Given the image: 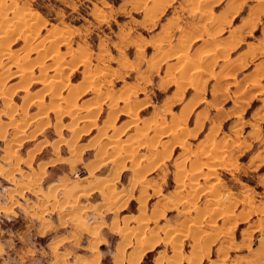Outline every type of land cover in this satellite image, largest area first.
Segmentation results:
<instances>
[{"label":"rangeland","instance_id":"374dc122","mask_svg":"<svg viewBox=\"0 0 264 264\" xmlns=\"http://www.w3.org/2000/svg\"><path fill=\"white\" fill-rule=\"evenodd\" d=\"M155 1L0 0V34L14 28L5 41L0 38V47L14 52L27 74L14 76L9 59H0V264H131L139 235L150 240L140 264H264V75L256 77L257 70L264 73V49H258L264 44V0H220L213 9L230 6L237 13L226 29L254 17L247 42L232 53L245 62L234 86L224 83V69L207 63L208 79L192 82L184 73L174 84L184 97L172 106L174 98L163 102L174 87L161 81L165 65H154L165 55L153 46L184 39L179 36L189 16L183 0L154 10ZM216 1L203 3L209 29L216 27L212 36L223 32L210 13ZM177 10L182 13L172 32L162 36L164 21ZM30 20L35 26L25 27ZM126 30L127 38L121 33ZM191 40L183 42V66L194 64ZM131 45L143 46L142 54ZM261 78L257 88L248 87ZM185 81L197 88L183 89ZM25 87L31 96L39 94L43 109L22 99ZM195 89L198 96L191 97ZM70 91L76 96L69 104ZM143 95L150 105L139 110L147 101L138 100ZM124 107L131 111L119 114ZM71 109L76 117L58 120ZM92 109L99 112L94 124L82 119L93 116ZM13 120L17 125H3ZM62 138L76 139L73 151L59 145ZM110 142L138 145L134 160L117 155ZM92 167L98 168L90 174Z\"/></svg>","mask_w":264,"mask_h":264},{"label":"crops","instance_id":"0c3cea01","mask_svg":"<svg viewBox=\"0 0 264 264\" xmlns=\"http://www.w3.org/2000/svg\"><path fill=\"white\" fill-rule=\"evenodd\" d=\"M174 1L175 0L170 1L169 5L174 3ZM183 1L186 3V5L184 6L185 3L183 4L184 7H182L183 8L182 12L186 11V13H187L186 17H188V16L189 17L187 19L185 18L187 25H186L184 31L182 33L180 32L179 38L181 37V39H182L183 36H184L186 39L187 38L189 39V37L190 38L192 37V40L190 42L192 44H194V46H193V49L191 51L192 52L191 57H193L195 59L194 60V64H191L190 62H188L189 65H190L189 67H187L189 72H187V70L185 71V69H184V73L186 74L187 78L189 80H191L192 82H196L197 80L201 81L202 78L203 79H205V78L208 79L207 78V72H212L211 71L212 69H210V67H211L210 64H213L214 67H219V69H224V71H223L224 75H223V78H222L224 83H228L227 84L228 87L234 86V83H235V80H236L235 76H237L242 71V69H243L242 62H244V61H242L243 60V56H241V55L239 57L238 56H232V53L235 50V48H237L240 44L247 42V37H249V35H250V28H249V26L247 24H250L252 18H254V17L249 15L247 18H244V20L240 24H238L236 26H232L229 29H226L225 27L227 26V23H229V21L231 22L237 16V13H232L231 9H230V6H226L224 9L215 12V10H213V9H214V7H216V5L219 4L220 0H218V1H216V2L211 4V6H210L211 12L210 13H211L213 18L214 17L219 18V20L217 22L218 29H220V31H223L219 35H222V34L223 35L222 36H219V35H217V36H208L210 34L212 35V33L215 32L216 29H212L213 32H211V28L209 30V27H211L210 25L212 24V22L208 21V20L204 21L203 17L206 14L203 12L202 8L204 9L203 3H205V0H183ZM231 1H234V0H231ZM168 2H169V0H156L153 3V5H154L153 8L155 10L159 6L160 7H166V5H164V4H166ZM194 2H196V4H194ZM192 5H194V6H192ZM195 5H197L198 7L197 6L195 7ZM259 5L263 6L264 4L263 3H259ZM181 6L182 5H180V7ZM177 7H178V5H177ZM205 10L208 11L207 8H205ZM149 12H150V15H152L151 14L152 11H149ZM182 12H180V13H182ZM191 12H194V13H191ZM180 13H178V10H177V13H174L171 16H168L166 18V20L163 23V31H161L162 32V36H166L167 34L172 32L173 27H174L172 24L175 22V19L178 17V15L180 16ZM188 14H191V15L193 14V16H190ZM148 20H149V18L147 16L146 17V21L148 22ZM189 25H192V26L189 27ZM208 25H209V27H208ZM245 25H247V26H245ZM201 26L204 27L203 30L206 28L209 31V33L210 32L211 33L209 34L207 32H204L202 30ZM196 28H197L198 31H196ZM199 28H201V29L199 30ZM193 30H195V31H193ZM197 32H199V33H197ZM121 33H123V34L127 33V35H124V36H125V38L128 37L129 33L127 32V30L124 31V32H121ZM118 34L120 35V33H118ZM185 38L182 39V40H179L178 43L176 41L172 45H169L167 40L166 41L164 40V41H161V42H159V40H158V41H156V43L153 46L154 47L153 51H155V49H156V51L158 52L157 53L158 55L159 54L160 55H165L164 56V60H162L158 65L153 63L157 67L156 69H159L162 65H165L164 72H163L164 74L162 75V79H161V81L165 82V86L164 87L171 88V87L174 86V84L178 80H180V81L182 80L181 79L182 75L180 76V74H184L183 71H182L183 70L182 69V64L184 62H186V61L183 60V55L178 58L176 56V53L177 54L184 53L185 44L183 42H184ZM128 42H130V41H128ZM149 42L150 41L148 40V43ZM185 43H186V41H185ZM131 46L134 47V52H135V54L137 56L139 54H142L141 50L144 49L143 46L141 47L142 49L140 47H138V46H134V45H131ZM210 46H211V48H209ZM227 46H230V48H227ZM125 47H127V46H125ZM258 49H259V51H260V49H264V44H263L262 47H259ZM245 50H247V46H246V49L244 48L243 52ZM210 51H211V53H210ZM214 51L216 53H213ZM260 54H262V53H260ZM260 54H258V56ZM246 61H247V64H248L249 63L248 62L249 59H246ZM207 63H210V64L207 65ZM193 65H195V66L192 67ZM192 68H193V70H189V69H192ZM195 68H196V70H194ZM256 68L257 67H255L254 70ZM261 70L262 69L257 70V72H256L257 74L254 73V74H256V77L264 75L263 70L262 71ZM248 74L251 75L253 73L249 72ZM197 76H199V77H197ZM262 80H263V78H261L259 80H257V79L255 80V81H258V82H253L251 80V82L249 81L250 84L248 85V87L249 88H252V86L256 87L257 86L256 84L257 83L260 84L262 82ZM195 86H196V84H192V83H191V85L190 84H186V86L183 89L186 90L187 88H193ZM195 88H197V87H195ZM140 92L144 93V91H140ZM195 94H196V89L193 91V94H192L191 97L198 96V95H195ZM220 95L223 96V95H225V93H222ZM228 96H229V94H228ZM177 97H179V99H176ZM183 97H184V91L183 92L179 91L178 87L176 85V86L173 87V91L169 95H166L164 97L163 102L165 101V99L174 98L175 100H173V102L170 104V106H172L174 104L180 103V101L182 100ZM147 99H148V96L143 95L138 100L145 101ZM149 105H150V102L147 100L146 103H144V105L139 108V110L140 109H144L145 107H147ZM166 107H168V105ZM183 107H186V105L181 106V109ZM166 109H167V111H169L168 110L169 107L166 108ZM190 111H189V113H190ZM122 112H124V111H121V113H119V114L124 115L125 113L122 114ZM183 125H185V124H183ZM45 166H49V165H44V167ZM3 246L4 245L0 244V254H2V252H4Z\"/></svg>","mask_w":264,"mask_h":264},{"label":"bare ground","instance_id":"6f19581e","mask_svg":"<svg viewBox=\"0 0 264 264\" xmlns=\"http://www.w3.org/2000/svg\"><path fill=\"white\" fill-rule=\"evenodd\" d=\"M170 1V0H169ZM208 1V0H207ZM205 2H206V0H205ZM158 3V2H157ZM194 4H196V2H194ZM204 5V4H203ZM192 6H194V5H192ZM197 5H195V7H196ZM198 7V6H197ZM205 7H206V5H205ZM204 7V8H205ZM202 10H204L203 8H202ZM205 11V10H204ZM196 12V11H195ZM208 15H206V17H207ZM14 18H16V17H14ZM204 18V17H203ZM17 20V19H16ZM199 20V19H198ZM204 20H206V19H204ZM212 20V19H211ZM17 23H20V22H17ZM22 23V22H21ZM217 23V22H216ZM24 24V23H23ZM35 24H36V22L34 21V20H30V23L29 24H24L25 25V27L27 26V27H29V25H30V27L31 26H35ZM215 24V23H214ZM21 25V24H20ZM206 25V24H205ZM18 27H19V24L17 25ZM16 26V27H17ZM200 26V25H199ZM211 26V25H210ZM216 26V25H215ZM17 27V28H18ZM22 27V26H21ZM29 27V28H30ZM202 27V26H201ZM208 27H209V25H208ZM203 28L204 27H202V30H203ZM211 28H213V27H211ZM27 29V28H26ZM25 29V30H26ZM201 28H199V30H200ZM215 29H216V27H215ZM12 30L14 31V28H12V26L10 27V28H8V29H4L3 31H2V33L0 34V38H2L3 40L2 41H5V38H6V36L10 33V32H12ZM18 30H20L19 28H18ZM32 30V29H31ZM210 30V29H209ZM212 30V29H211ZM220 30V29H219ZM20 31H22V30H20ZM193 31H195V30H193ZM196 31H198L197 30V28H196ZM204 31V30H203ZM207 31V30H206ZM19 32V31H18ZM35 32V31H34ZM190 32V31H189ZM205 32V31H204ZM209 32V31H208ZM212 32V31H211ZM31 33H33L32 31H31ZM193 33V32H192ZM197 33H199V32H197ZM203 33V32H202ZM219 33V32H218ZM210 34V33H209ZM123 35V34H122ZM184 35V34H183ZM182 35V36H183ZM211 35V34H210ZM63 36V35H62ZM186 36V35H185ZM212 36V35H211ZM31 37V36H30ZM63 38V37H62ZM7 40V39H6ZM54 40V38H50L49 39V41H53ZM195 40V39H194ZM221 42V41H220ZM223 42V41H222ZM185 47V46H184ZM224 48V47H223ZM38 49V48H37ZM168 50V49H167ZM209 51V50H208ZM213 51V50H212ZM221 51V50H220ZM225 51V50H224ZM179 52V51H178ZM206 52V51H205ZM55 53V52H54ZM208 53V52H207ZM210 53H211V51H210ZM213 53H216L215 51L213 52ZM78 54V53H77ZM183 54V53H182ZM181 54V55H182ZM24 55V54H23ZM174 55V54H173ZM172 55V56H173ZM183 55H185V54H183ZM171 56V55H170ZM175 56V55H174ZM176 56L179 58L180 57V53L179 54H177L176 53ZM175 56V57H176ZM6 58H8L9 59V61H10V63L8 64L9 65V68L12 66V67H14L15 68V71H13L14 72V76H17V77H22L21 79H23L24 77H26V71H25V67H24V65L23 64H19V61H18V59H16V57H15V54H14V52H11L10 51V49H6V48H4V47H0V59H6ZM16 59V60H15ZM72 59H70V61H71ZM74 60V59H73ZM187 62V61H186ZM25 63V62H24ZM28 63V62H27ZM70 63V62H69ZM82 63V62H81ZM31 65V64H30ZM188 65V64H187ZM187 65H182V71H183V73H184V69H185V71L187 70V72H189L188 71V66ZM32 66V65H31ZM34 66V65H33ZM78 66V65H77ZM187 66V67H186ZM195 65H193L192 67H194ZM198 67V66H197ZM189 70H193V68L192 69H189ZM194 70H196V68L194 69ZM29 72V71H28ZM59 72V71H58ZM12 73V72H11ZM10 75H12V74H10ZM29 75V74H28ZM181 75H184V74H180V76ZM198 75V74H197ZM41 76V75H40ZM87 76V75H86ZM52 77V76H51ZM182 77V76H181ZM197 77H199V76H197ZM49 78V77H48ZM56 77H53L52 79H53V81L56 83V82H58L59 81V79H55ZM62 78V77H61ZM88 78V77H87ZM173 78V77H172ZM25 79V78H24ZM39 79V78H38ZM51 79V80H52ZM99 79V78H98ZM181 79H183V77L181 78ZM36 81H37V79H35ZM43 80V79H42ZM48 80V79H47ZM189 80V79H188ZM178 81H180V80H178ZM182 81V80H181ZM44 82H47V81H44ZM61 82V81H60ZM88 82V81H87ZM97 82V81H96ZM190 82V81H189ZM28 83V82H27ZM42 83V82H41ZM49 83V82H48ZM65 83V82H64ZM83 83V82H82ZM185 83V85H186V83H188V82H184ZM183 84V83H182ZM255 84V83H254ZM23 85V84H22ZM28 85V84H27ZM53 84L51 83L48 87H47V89L46 90H49V91H51L52 89V86ZM60 85V84H59ZM191 85V84H190ZM25 86V85H24ZM83 86H84V84H83ZM20 87V86H19ZM85 87V86H84ZM73 88V87H72ZM254 88H257V87H254ZM60 89V88H59ZM137 89V88H136ZM22 91H24L25 92V94L22 96V99L24 100V101H26V100H30L31 102H35V103H37L38 105V107H39V109L41 110V109H43V101H42V99H39V97L37 96V95H39V94H37L35 97H33V95L31 96L29 93H27L26 91H27V87H25V88H23L22 89ZM72 91V90H71ZM68 92V94H67V96H65V97H67V99L70 101L69 102V104L72 102V100H74L75 99V94H74V91H73V94H72V92ZM29 92V91H28ZM77 92V91H76ZM0 93H1V91H0ZM41 93H44V92H41ZM54 91L53 92H51V94H53L54 95ZM45 95L46 94H48V91L47 92H45L44 93ZM50 94V95H51ZM52 95V96H53ZM57 95V94H56ZM55 96V95H54ZM53 96V97H54ZM60 98V97H59ZM33 99V100H32ZM139 103H141V101H139ZM22 104H24V102L22 103ZM69 104H67V105H69ZM76 105V104H75ZM23 106V105H22ZM114 106H116V105H114ZM139 106V105H138ZM47 107H49V109H51V110H53V109H55L54 107L52 108L51 106H47ZM69 108H70V106H68ZM71 107H72V105H71ZM94 108V107H93ZM121 109H123V107L121 108ZM128 111H129V108H126ZM131 109V108H130ZM80 110V109H79ZM118 110V109H117ZM126 110V112H125V107H124V112H122V114L123 113H127L128 111ZM43 111V110H42ZM64 110H62V112H63ZM131 111V110H130ZM129 111V112H130ZM41 111H39L38 113H40ZM47 112V111H46ZM75 112H77V110L75 111V110H67L66 112H63L64 114H60L57 118H58V120H61V118L62 117H71V118H74V117H76V113ZM111 112H113V111H111ZM7 113V112H6ZM43 112H41L40 114L41 115H43L42 114ZM89 113V112H88ZM92 113V114H91ZM99 112L97 111V110H94V109H92V111L90 112V114L91 115H93V116H90V117H88V116H85V117H83L82 119H84V120H87V121H90V122H92V121H94V117H97V115H99L98 114ZM114 113V112H113ZM121 113V112H120ZM9 114V113H8ZM7 114V115H8ZM12 114H14V113H12ZM11 113L9 114L10 116L9 117H12L11 115H12ZM112 114V113H111ZM64 115V116H63ZM114 115H116L115 113H114ZM133 115V114H132ZM40 116V115H39ZM33 117V116H32ZM31 117V118H32ZM111 117V116H110ZM30 118V119H31ZM56 118V119H57ZM29 119V120H30ZM32 120H33V118H32ZM31 120V121H32ZM79 120H81V119H79ZM77 121V120H76ZM76 121H72V123H71V125H73L72 127H71V125H69L68 124V126H70L71 127V132H73L72 134L75 136L76 135V133H77V131H76V129H77V122ZM76 122V123H75ZM27 123H29V122H27ZM74 123V124H73ZM93 123V122H92ZM58 124V123H57ZM56 124V125H57ZM60 124V123H59ZM94 124V123H93ZM133 124H135L134 122H133ZM3 125H17L16 124V122H14V120L13 121H11V122H9L8 124H3ZM75 125V126H74ZM89 125V124H88ZM115 125V120H113V121H110V123H109V125L106 127L108 130L110 129V128H112L113 126ZM131 125H132V123H131ZM162 125V124H161ZM60 126V125H59ZM106 126V125H105ZM134 126V125H133ZM179 126V125H178ZM56 127V126H55ZM62 127H64V126H62ZM103 127V126H102ZM101 127V128H102ZM129 128H130V126H128ZM156 127V126H155ZM181 126H179L178 128H180ZM85 128V127H84ZM91 128V127H90ZM105 128V127H104ZM103 128V129H104ZM120 128V127H119ZM176 128H177V126H176ZM62 129V128H61ZM98 130H99V128H98ZM135 130H136V128H135ZM171 130V129H170ZM175 130V129H174ZM57 131V130H56ZM79 131V130H78ZM85 131V134L86 133H88V129H86V130H84ZM87 131V132H86ZM90 131V130H89ZM100 131H102V130H100ZM104 131H107V130H104ZM104 131H102V132H104ZM115 131V130H114ZM114 131H113V133H114ZM138 131H141L140 129L138 130ZM117 132H119V131H117L116 130V134H117ZM112 133V135L111 136H115L114 134ZM137 133V132H136ZM139 133V132H138ZM142 133V134H141ZM141 133H139L138 134V137L139 138H141L139 135L141 134V135H143L144 133L143 132H141ZM165 133V132H164ZM119 134V133H118ZM117 134V135H118ZM104 135L105 136H103V138L104 137H107V133H104ZM135 135V134H134ZM134 135H131L132 137L134 136ZM101 136V135H100ZM109 136L110 135H108V139H109ZM110 136V137H111ZM120 136V135H119ZM145 136V135H144ZM73 137V136H72ZM117 137V136H116ZM116 137H115V139H116ZM130 137V136H129ZM131 137V138H132ZM143 137V136H142ZM76 138H77V136H76ZM100 138V137H99ZM130 138V139H131ZM134 138H135V136H134ZM114 139V138H113ZM129 139V138H128ZM128 140V142L129 141H131L132 143H133V139H131V140ZM60 140V146L63 148V147H66V148H68V150L71 152V151H73V149H74V144H75V142H76V139L75 140H73V139H63L62 138V140L61 139H59ZM100 140V139H99ZM110 140H112V139H110ZM109 140V141H110ZM135 140H136V142L135 143H137V140L138 139H136L135 138ZM98 141V140H97ZM119 141V140H118ZM126 141H127V139H126ZM125 141V142H126ZM144 141H145V139H144ZM116 142V141H115ZM113 143V144H111L112 142H110V144H111V146H114L115 148H116V146H117V149H116V151H117V155L119 154H123L125 157V159H127V160H131V161H133L134 159V157H135V151H137V147H138V145L137 146H135V145H132V143L130 144V143H125V145H123V144H121V146L120 145H118V143L116 144V143ZM146 142H148V141H146ZM178 142H180V140L178 141ZM103 143V142H102ZM105 143V142H104ZM107 143H109V142H107ZM134 143V144H135ZM183 143V142H182ZM96 144H97V142H96ZM138 144V143H137ZM139 144H141V143H139ZM181 144V143H180ZM58 146V145H57ZM59 146V147H60ZM120 146V147H119ZM134 146V147H133ZM139 146H141V145H139ZM152 146V145H151ZM10 147V146H9ZM141 147H143V146H141ZM164 147V146H163ZM11 149H12V147H10ZM90 148V147H89ZM115 148H114V150H115ZM57 149V148H56ZM85 149H88L87 147L85 148ZM198 149V148H197ZM8 150H9V148H8ZM59 150V149H58ZM58 150H57V152H58ZM187 150V149H186ZM10 151V150H9ZM66 151V150H65ZM56 152V153H57ZM98 152V151H97ZM150 152V151H149ZM151 153V152H150ZM167 153V152H166ZM113 154H116L115 152L113 153ZM158 154V153H157ZM58 155V154H57ZM80 155V154H79ZM111 155V154H110ZM150 155H154V154H150ZM78 156V155H77ZM112 156V155H111ZM155 156V155H154ZM158 156V155H157ZM156 156V157H157ZM161 156V155H160ZM96 157V156H95ZM99 157H100V155H99ZM101 157H102V155H101ZM104 158H105V156H103ZM140 157V156H139ZM147 157V156H146ZM150 157H153V156H150ZM166 157V156H165ZM211 157V156H210ZM154 159H156L155 157H153ZM153 158H151L152 160H154ZM213 158V157H212ZM211 158V159H212ZM59 159H61V158H59ZM100 159H102V158H100ZM106 159H107V157H106ZM105 159V160H106ZM133 159V160H132ZM142 159V158H141ZM204 159H206V155L204 156ZM209 159V158H208ZM210 159V160H211ZM104 160V161H105ZM122 160V159H121ZM162 160H164V159H162ZM97 161V160H96ZM102 161H103V159H102ZM103 161V162H104ZM99 162V161H98ZM152 162V161H151ZM92 163V162H91ZM117 163V162H116ZM122 163V162H121ZM148 163H149V161H148ZM155 163V162H154ZM204 163V162H203ZM89 164V163H88ZM157 164V163H156ZM207 164V163H206ZM46 165V164H45ZM47 165H49L48 163H47ZM100 165V164H99ZM208 165H210V164H208ZM213 166H215L216 167V165L215 164H212ZM88 166V165H87ZM92 166H93V164H92ZM89 167V166H88ZM94 167V166H93ZM89 168V170H88V172H90V174L91 173H95L96 172V169L98 168ZM131 167V166H130ZM137 167H140V166H137ZM145 167V166H144ZM148 167V166H147ZM195 168H197V167H195ZM209 169H210V172H211V174H212V172H214L213 170L215 169L214 167H212V166H209L208 167ZM120 169V168H119ZM137 169V168H136ZM140 169V168H139ZM142 169H143V166H142ZM152 169H153V167H152ZM218 169V168H217ZM44 170V169H43ZM134 170V169H133ZM138 170V169H137ZM136 170V171H137ZM144 170V169H143ZM150 170V169H149ZM135 171V170H134ZM177 171H179L178 169H177ZM192 171V170H191ZM195 171V170H194ZM215 171H216V169H215ZM44 172V171H43ZM43 172H41V173H43ZM193 172V171H192ZM210 172H209V175H210ZM133 173V172H132ZM138 173V172H137ZM136 173V174H137ZM182 173V172H181ZM191 173V172H190ZM196 172H194V174H195ZM215 173V172H214ZM8 175H10L9 173H7ZM178 174V173H177ZM42 175V174H41ZM181 175V174H180ZM136 176V175H135ZM178 176V175H177ZM137 177V176H136ZM192 177V176H191ZM41 178V177H40ZM179 178H180V176H179ZM179 178H177V179H179ZM39 179V178H38ZM143 179V178H142ZM103 180V179H102ZM194 180H195V178H194ZM139 181H141V180H139ZM178 181H180V180H178ZM135 182V181H134ZM177 182V181H176ZM182 182V181H181ZM137 183V182H136ZM195 183V182H194ZM109 184V183H108ZM183 184V183H182ZM99 186H102V185H98V187ZM146 187V186H145ZM190 189H192V188H190ZM194 189V188H193ZM87 190V189H86ZM85 190V192H84V194H86V193H88L87 191ZM95 190V189H94ZM98 190V189H97ZM102 190V189H101ZM100 191V190H99ZM189 191V190H188ZM188 191H186V192H188ZM102 192V191H101ZM83 193V192H82ZM191 193V192H190ZM80 194V193H79ZM123 195V194H122ZM114 198H115V196H114ZM113 197H112V200H111V202H115V199H114ZM103 199H105V196H104V198ZM108 199V198H107ZM107 199L105 200V201H107ZM67 201V200H66ZM110 201V200H109ZM116 201H118V200H116ZM184 201H186V200H184ZM117 203V202H116ZM122 203V202H121ZM186 203H187V201H186ZM54 204V203H53ZM52 204V205H53ZM51 205V204H50ZM108 205V204H107ZM56 206H57V204H56ZM59 206V205H58ZM63 206V205H62ZM158 206V205H157ZM54 207H55V204H54ZM53 207V208H54ZM105 207V206H104ZM155 207V206H154ZM51 208V207H50ZM118 208V207H117ZM116 208V209H117ZM118 209H120V207L118 208ZM51 210V209H50ZM49 210V211H50ZM48 211V210H47ZM141 211V210H140ZM156 211V210H155ZM142 212V211H141ZM153 212V211H152ZM226 214V213H225ZM139 216V215H138ZM137 216V217H138ZM152 216V215H151ZM125 217V216H124ZM127 218V217H126ZM140 219L142 220V218L140 217ZM153 219V218H152ZM139 220V219H138ZM137 220V221H138ZM140 220V221H141ZM213 220V219H212ZM115 222V221H114ZM147 222V221H146ZM186 224V223H185ZM122 228V227H121ZM134 229H136V227L135 228H133V231H134ZM132 230H131V233L133 234H135V232H133ZM138 232V231H137ZM131 233H127V237H131ZM139 233V232H138ZM140 233H142V232H140ZM139 233V234H140ZM125 234V233H124ZM179 234V233H178ZM136 237L138 236V235H135ZM140 236V238H138V242H137V245H138V247L135 245V247H137L138 249L136 250V252L135 253H133V256H132V259H131V264H140V259H141V257H142V255H143V253L147 250V248L149 249V246L147 245L148 243H149V241L147 242V240H146V237L144 238V236H142V235H139ZM138 236V237H139ZM126 239V238H125ZM144 239V240H143ZM130 240H131V238H130ZM130 240L128 241V242H130ZM137 240V239H136ZM135 240V241H136ZM127 242V243H128ZM144 242H146L145 244H143ZM155 242V241H154ZM156 242H158V241H156ZM131 243V242H130ZM130 243H128V245H130ZM136 243V242H135ZM126 244V243H125ZM124 245V244H123ZM155 244L153 243V245L152 246H154ZM173 247V246H172ZM152 248V247H151ZM150 248V249H151ZM177 250V249H176ZM124 251V250H123ZM125 252V251H124ZM191 253V252H190ZM124 255V254H123ZM122 255V256H123ZM117 256H118V254H117ZM116 257V256H115ZM116 258H118V257H116ZM175 258V257H174ZM161 259V258H160ZM128 260V259H127ZM118 261V260H117ZM171 261V260H170ZM121 263L120 264H122V261H120ZM115 263V262H114ZM129 263V262H128ZM177 263V262H176ZM175 263V264H176ZM118 264V263H117ZM130 264V263H129Z\"/></svg>","mask_w":264,"mask_h":264}]
</instances>
